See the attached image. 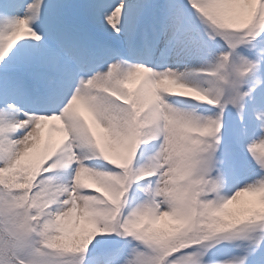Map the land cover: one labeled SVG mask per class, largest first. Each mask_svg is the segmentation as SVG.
Masks as SVG:
<instances>
[{"label": "snow or ice", "instance_id": "1", "mask_svg": "<svg viewBox=\"0 0 264 264\" xmlns=\"http://www.w3.org/2000/svg\"><path fill=\"white\" fill-rule=\"evenodd\" d=\"M0 264H264V0H0Z\"/></svg>", "mask_w": 264, "mask_h": 264}]
</instances>
